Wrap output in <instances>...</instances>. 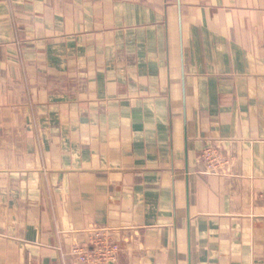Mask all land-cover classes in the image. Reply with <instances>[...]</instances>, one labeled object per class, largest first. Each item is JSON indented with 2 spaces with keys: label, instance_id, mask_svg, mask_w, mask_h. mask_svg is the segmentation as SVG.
<instances>
[{
  "label": "crops",
  "instance_id": "obj_1",
  "mask_svg": "<svg viewBox=\"0 0 264 264\" xmlns=\"http://www.w3.org/2000/svg\"><path fill=\"white\" fill-rule=\"evenodd\" d=\"M93 227L110 264H264V0H0V264Z\"/></svg>",
  "mask_w": 264,
  "mask_h": 264
},
{
  "label": "built area",
  "instance_id": "obj_2",
  "mask_svg": "<svg viewBox=\"0 0 264 264\" xmlns=\"http://www.w3.org/2000/svg\"><path fill=\"white\" fill-rule=\"evenodd\" d=\"M201 157L209 174H222L223 166L228 163L213 144L203 148ZM119 250L120 245L110 228L93 227L88 230L87 246L73 245L70 254L74 259L68 264H110L117 260Z\"/></svg>",
  "mask_w": 264,
  "mask_h": 264
}]
</instances>
